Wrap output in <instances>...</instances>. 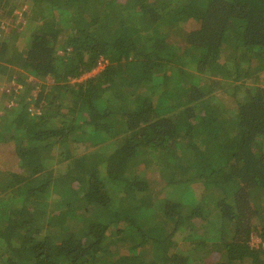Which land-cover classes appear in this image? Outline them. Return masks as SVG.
Instances as JSON below:
<instances>
[{"label": "trees", "instance_id": "1", "mask_svg": "<svg viewBox=\"0 0 264 264\" xmlns=\"http://www.w3.org/2000/svg\"><path fill=\"white\" fill-rule=\"evenodd\" d=\"M23 3L0 29L21 85L0 105L18 163L0 169V264H264V0Z\"/></svg>", "mask_w": 264, "mask_h": 264}, {"label": "rangeland", "instance_id": "2", "mask_svg": "<svg viewBox=\"0 0 264 264\" xmlns=\"http://www.w3.org/2000/svg\"><path fill=\"white\" fill-rule=\"evenodd\" d=\"M27 2H28V0H27ZM18 6H17V10L15 11V10H13L14 11V13L11 15V17L10 18H8L7 20H5L4 18L2 19V24H1V27H0V29L1 30H10V28L11 27H16V26H18L19 27V29L24 25L23 24V21H24V23H25V16H29V6L27 5V3L25 4V3H23V0H19L18 1ZM20 4V5H19ZM28 12H27V11ZM25 11L27 12L26 14H24L25 13ZM16 13V14H15ZM13 15L15 16L14 18H13ZM20 40H23L24 41V39H20ZM25 42V41H24ZM23 42V43H24ZM20 45H23L22 43H20ZM22 71L24 74H26L27 76H26V81H28V83L31 81V79L33 78V76L32 75H28L27 74V71H24V70H22L21 68L20 69H17V70H15V71ZM13 74H14V76H16V74H15V72H13ZM13 76V75H12ZM90 76V75H89ZM49 84L50 85V81L49 80H47V81H44V82H42V83H39V85H37V87L36 88H34L31 92H32V94L33 93H35V92H37L40 88H41V85L42 84ZM11 84V83H10ZM18 84V83H17ZM18 85H20V84H18ZM21 87V85L18 87V88H20ZM21 89V88H20ZM19 89V90H20ZM19 90L18 89H16V91L18 92H16L15 91V95H17L15 98H16V101H18V102H20L21 101V97L19 96ZM223 99H224V103H226V104H228L229 103V101L227 100V99H225L224 97H223ZM221 100V99H220ZM0 101H2V100H0ZM3 102H4V100H3ZM13 102V101H12ZM221 102H222V104H224L223 103V101L221 100ZM13 103H10V104H7L6 105V107H8V106H10V105H12ZM0 105H2V104H0ZM1 107L2 106H0V109H1ZM6 134V133H5ZM17 159L14 157V154H13V145H11V144H5V143H0V169L1 170H11V171H16V170H18V163H17V161H16ZM64 167V166H63ZM62 167V169H64ZM200 191H201V193H203V191H205V193L206 194H208V191L207 190H205V189H203V187H201L200 188ZM51 195H54L53 193H51L50 194V196H49V201H48V203H50L51 201H52V199H53V197L51 196ZM260 199L258 200V202L259 203H261V204H263L264 203V198H261V197H259ZM262 199V200H261ZM255 206H257V201H256V203H255ZM52 207V206H51ZM263 215L264 216V213H262V212H260V215ZM260 216L258 215V218H259ZM260 218H259V222H260ZM197 225H196V231L194 232V233H196L197 235H202V234H205V232L207 231V232H209V234L211 233L210 231L212 230V229H210V230H207L206 228H208L209 226H205L204 228H200V224H201V222H199V221H196L195 222ZM212 232L214 233V234H217V233H215L216 232V230L215 231H213L212 230ZM182 236H180V237H177V239H178V241L180 242V244H179V248L182 250V251H184V250H186V248L189 246L188 245V242H183L182 241ZM258 240H260L261 241V239H260V237L256 234V233H253L252 234V237H251V239H250V242L254 245V246H257L258 245V243H257V241ZM220 256H219V254H211L210 256H206L205 257V259H210V260H217L218 258H219Z\"/></svg>", "mask_w": 264, "mask_h": 264}, {"label": "crops", "instance_id": "3", "mask_svg": "<svg viewBox=\"0 0 264 264\" xmlns=\"http://www.w3.org/2000/svg\"><path fill=\"white\" fill-rule=\"evenodd\" d=\"M9 66H7V67H9ZM12 66L13 67H9V69H12L14 72H16L15 70H17V69H20V67H18V66H14V65H12ZM12 77L13 78L15 77L14 74ZM8 78L9 77H8L7 73L2 74V72H0V100H2V101H0V104H3V105H7L9 103H12L11 100L9 98H7V96L4 95V92L7 93V92L11 91L12 89H14V85L17 84V83H15L17 81H13L12 79H8ZM3 100H4V102H3Z\"/></svg>", "mask_w": 264, "mask_h": 264}, {"label": "built area", "instance_id": "4", "mask_svg": "<svg viewBox=\"0 0 264 264\" xmlns=\"http://www.w3.org/2000/svg\"><path fill=\"white\" fill-rule=\"evenodd\" d=\"M105 64L106 61L101 60L96 67H94L91 71L87 72L85 75H82L78 80H83V78H87L89 77V75L90 76L95 75L96 73H98V71L104 68ZM72 80L74 81L75 79ZM257 243H260V240H258Z\"/></svg>", "mask_w": 264, "mask_h": 264}]
</instances>
